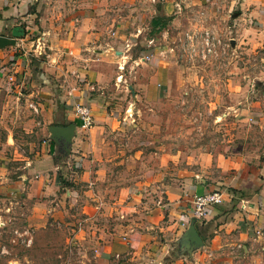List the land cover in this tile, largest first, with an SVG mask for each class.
<instances>
[{
  "label": "rangeland",
  "instance_id": "374dc122",
  "mask_svg": "<svg viewBox=\"0 0 264 264\" xmlns=\"http://www.w3.org/2000/svg\"><path fill=\"white\" fill-rule=\"evenodd\" d=\"M45 1L57 5L61 14L67 2L96 5L95 0H43V6ZM232 1L117 0L108 7L109 19L129 16L128 30L139 25L144 29L140 37H156L148 53L153 55L152 47L162 52L166 48L164 63L171 65L166 69L149 60L138 62L137 54L146 51L138 43L129 51L124 48L131 65L121 67L124 88L112 91L119 104L118 123L107 125L100 145L89 153L100 154L93 163L88 159L89 166L99 170L90 194L89 183L73 185L60 177V187L75 189L73 203L63 196L57 207L53 200L61 196L59 189L40 198L24 195L19 202L16 198L6 203L8 210L0 205V264H81V260L88 264L85 256L93 255L116 225L129 224V214L122 213L126 217L121 219L117 214L131 190L137 192L140 207L149 208L180 169L196 171L202 156L264 163V33L254 28L252 19L237 20L239 9ZM151 7L156 8L155 15ZM154 20L156 27L151 25ZM162 28L167 34H157ZM43 49L34 53L36 57L19 47L13 54L26 50L24 58L37 66L45 59ZM8 50L13 49L0 52ZM150 77L155 78L152 89L147 84ZM36 131L20 135L17 129L13 135L28 148L27 142L36 145L49 136L48 131ZM82 132L87 138L88 129ZM4 133L0 129V137ZM56 154L66 157L60 164L63 175L72 168L80 171V166L68 163L61 147ZM60 156H55L57 163ZM9 164L18 167V162ZM246 248L251 256L237 255L232 264H264V240Z\"/></svg>",
  "mask_w": 264,
  "mask_h": 264
},
{
  "label": "crops",
  "instance_id": "0c3cea01",
  "mask_svg": "<svg viewBox=\"0 0 264 264\" xmlns=\"http://www.w3.org/2000/svg\"><path fill=\"white\" fill-rule=\"evenodd\" d=\"M115 1L95 0L96 5L91 6L67 2L68 8L61 14L58 6L48 1L43 6V0H0V36L15 41L9 46L13 50L0 52V129L5 130L0 137V205L5 210L9 209L6 203L16 198L17 202L24 195L40 198L56 194L59 189L63 192L59 197L54 196L56 206L63 204L64 197L73 203L77 193L73 187H60V177L73 185L89 183L86 193L90 194L99 170L89 166L88 159L93 163L100 160V154L89 156V153L94 145H100L107 125L118 123L119 104L113 100L116 96H112V91L125 86L126 78L120 73L129 61L125 45L128 51L133 43L146 49L145 53L137 54L138 62L147 56L155 67L167 69L171 65L164 63L168 60L166 48L162 52L152 47L153 55L148 53L156 37H140L144 29L139 25L135 31L126 28L129 16L116 14L109 19L108 7ZM232 4L239 9L237 20L252 19L254 28L264 33V0H234ZM150 10L154 14L156 8ZM161 33L167 34L163 28L157 34ZM39 39L45 59L37 66L24 58L26 50L21 55L13 54L19 47L36 57L34 46ZM154 80V77L148 79L150 89ZM81 99L88 102L92 114L87 138L71 116L73 103ZM29 104L36 107V113L28 108ZM68 124H74L66 153L68 163L74 162V166L85 169L77 172L72 168L65 175L60 164L66 157L56 154L59 146L49 136L36 145L27 142L26 148L21 146L20 137L13 135L18 134L17 129L22 131L20 135H26L33 128L36 132H47L50 126ZM56 155L60 156L59 163L55 161ZM10 162H18V167L12 168ZM195 170L180 169L149 208L140 207L137 192L129 190L126 205L117 214L120 219L129 214L130 219L126 220L129 224L116 225L115 232L93 249V255L85 256V261L88 264H232L237 255L243 254L242 259L250 257L246 248L250 231L264 226V163L202 156ZM213 190L224 193L223 203L208 208L201 221H191L193 196ZM239 201L246 202L244 212L237 209ZM191 229L200 240V247L189 241ZM230 241H241L245 248L230 254ZM204 246L215 250L212 259L204 257ZM81 264L86 262L81 260Z\"/></svg>",
  "mask_w": 264,
  "mask_h": 264
},
{
  "label": "built area",
  "instance_id": "2783aa9c",
  "mask_svg": "<svg viewBox=\"0 0 264 264\" xmlns=\"http://www.w3.org/2000/svg\"><path fill=\"white\" fill-rule=\"evenodd\" d=\"M40 40V39H39ZM42 41H38L35 44V49L40 50L43 46ZM128 47V45H125ZM38 55H41V52H38ZM148 60V57H142L140 60ZM12 82V80H10ZM82 98V96H81ZM28 108L33 112L36 113V107L32 104L28 105ZM71 116L78 121L79 128L82 130L89 129L92 125V114L90 105L88 102H84V100H79L77 102H74L71 108ZM224 201V193L222 191L213 190L206 192L202 195H196L193 196L191 200V208H190V217L194 221H201L204 216L206 215V212L208 208L211 206H217L222 204ZM237 209L239 212H244L246 210V202L239 201ZM251 235L248 237V243H253L256 241L264 240V226H257L253 228L251 231ZM230 254L235 252H241L243 250L244 244L241 241H230L228 242ZM203 254L206 259H212L214 256L215 250L211 248L210 246H204L203 247Z\"/></svg>",
  "mask_w": 264,
  "mask_h": 264
},
{
  "label": "water",
  "instance_id": "95a60500",
  "mask_svg": "<svg viewBox=\"0 0 264 264\" xmlns=\"http://www.w3.org/2000/svg\"><path fill=\"white\" fill-rule=\"evenodd\" d=\"M14 44L15 41L13 39L0 36V50L9 46H13ZM73 130L74 124H68L66 126H50L48 128L50 139L53 140L59 147H61L65 154L68 152L67 147L70 137L73 134ZM191 221L194 220L192 219ZM188 238L191 244H193L195 247L201 246V242L193 229H191L189 232Z\"/></svg>",
  "mask_w": 264,
  "mask_h": 264
},
{
  "label": "trees",
  "instance_id": "16d2710c",
  "mask_svg": "<svg viewBox=\"0 0 264 264\" xmlns=\"http://www.w3.org/2000/svg\"><path fill=\"white\" fill-rule=\"evenodd\" d=\"M159 19V18H158ZM151 25L153 26V27H156V21L154 20V21H151Z\"/></svg>",
  "mask_w": 264,
  "mask_h": 264
}]
</instances>
